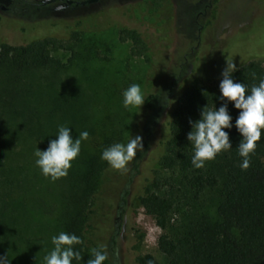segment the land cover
Instances as JSON below:
<instances>
[{
    "label": "trees",
    "instance_id": "obj_1",
    "mask_svg": "<svg viewBox=\"0 0 264 264\" xmlns=\"http://www.w3.org/2000/svg\"><path fill=\"white\" fill-rule=\"evenodd\" d=\"M42 6L40 2L11 0L5 7L15 17L24 18L38 12ZM0 33V73L5 79L3 85L0 84V140L7 135L1 126L5 118L2 115L14 97L20 102L21 138L31 131L34 133L35 139L28 146L32 153L36 147L40 150L47 148L49 140L55 139L58 125L70 127L73 138L81 131L89 133L86 117L64 114L57 96L46 94L42 97L43 94L33 105L24 93L32 73L49 68L54 62L51 52L65 50L72 42H77L78 32L66 34L64 20L59 18L55 19L48 33L38 28L18 31L3 22H0ZM118 37L121 42L129 43L131 57H141L147 51L143 36L132 24L121 28ZM254 54V59L232 74L234 82L244 83L248 89L264 77V64L258 60L264 53ZM181 71L182 75L169 84L165 98L158 93L144 96L141 111L145 119L138 124V129L132 131L142 137L143 150L129 162L128 184L140 173L157 140L159 154L154 164L158 170L154 171V180L144 187L138 200L143 215L161 230L157 247L164 264H264V131L246 170L240 168L241 157L236 150L240 135L235 127L225 129L229 132L232 149L221 152L201 169L193 168L192 147L186 139L191 130L189 121L199 119L200 109L206 105L209 108L221 106L223 101L217 97L222 76L212 84L194 81L180 91L178 84L189 73L187 68ZM227 108L234 123L239 110L231 103ZM120 141V134L114 130L113 136L105 137L93 146L88 140L82 141L80 154L72 162L67 176L58 179L65 189L61 188L60 208L55 217L51 210L40 215L31 202L21 197L27 184L42 181L32 153L0 154V257L6 258L7 264H44V256L53 247L51 236L61 231L80 237L82 243L74 248L80 252L81 261L73 260L72 264H86L91 258L90 249L99 246L93 240L90 220L98 180L108 167L100 155L104 148ZM6 144L3 141L0 146ZM160 172L176 176L178 186L175 188L166 180L167 184L163 185L169 189L165 190L157 177ZM45 179L44 182L50 184L51 180ZM206 190L218 193L215 218L200 216L176 224L174 195L188 191L194 200H198ZM32 211L34 229H31L29 218ZM112 243L116 244V241ZM25 253H29L26 262ZM130 258L129 264H156L150 255ZM102 264L118 263L108 255Z\"/></svg>",
    "mask_w": 264,
    "mask_h": 264
},
{
    "label": "rangeland",
    "instance_id": "obj_2",
    "mask_svg": "<svg viewBox=\"0 0 264 264\" xmlns=\"http://www.w3.org/2000/svg\"><path fill=\"white\" fill-rule=\"evenodd\" d=\"M8 1L11 0H0V22L18 31L38 28L48 33L55 19L60 18L64 20L66 34L78 32L77 42L65 50L51 52L54 62L49 68L32 73L24 93L33 105L43 94L42 97L57 96L64 114L86 117L91 146L113 136V130L120 134V143H126L129 134L136 136L132 131L138 129L145 116L141 110L137 115L135 109L129 112L122 106V92L130 84H139L144 96L158 93L165 98L169 84L182 75V68H187L189 73L178 84L180 91L197 80L214 83L221 77L226 58L238 68L254 59L255 52L264 53V0H99L60 11H54L58 3H52L24 18H17L6 9ZM130 24L148 46L138 58L129 55V43L121 42L118 37L119 30ZM258 60L264 64V56ZM1 73L3 85L5 79ZM7 106L1 123L7 135L0 140L7 144L0 146V154L32 153L28 146L35 139L34 133L29 130L21 138L19 100L14 97ZM157 142L154 141L140 173L130 184L129 163L127 171L108 166L97 183L90 220L93 240L103 245L118 264H129L132 261L129 257L135 255H150L156 264H164L157 247L161 230L143 215L138 200L158 170L154 164L159 154ZM41 176L40 183L24 186L21 197L31 202L40 215L51 210L55 217L60 208L58 197L65 186L61 187L58 180L47 184ZM157 177L165 190L169 189L163 185L167 184L166 180L175 188L179 184L177 177L169 172H160ZM173 198L174 220L178 225L200 216L215 218L216 190H206L198 200L188 191ZM29 218L34 229V211ZM114 240L116 244L112 243Z\"/></svg>",
    "mask_w": 264,
    "mask_h": 264
},
{
    "label": "clouds",
    "instance_id": "obj_3",
    "mask_svg": "<svg viewBox=\"0 0 264 264\" xmlns=\"http://www.w3.org/2000/svg\"><path fill=\"white\" fill-rule=\"evenodd\" d=\"M233 61L226 58V66L221 73L222 79L218 85L220 95L218 100L223 101L219 108H209L207 105L200 109L199 119L189 121L191 130L186 139L192 147L191 164L193 168L201 169L206 162L212 161L221 152L232 149L229 132L235 127L240 135L236 147L237 154L241 157L240 168L246 170L250 164V156L257 147L264 131V77L259 79L250 89L244 83L234 82L232 74L237 71ZM145 97L141 86L137 83L130 84L122 92V106L135 114H139ZM231 103L233 108L239 110L233 123L228 112L227 104ZM89 138L87 131L79 132L73 138L70 127L58 125L55 139L48 142L44 150L36 147L33 155L35 165L41 174L56 181L67 176L72 162L78 157L82 141ZM143 150L142 137L129 134L126 143H113L104 148L100 159L117 171H127V165ZM79 236L64 231L51 236L52 249L44 256V264H72V261H81V254L74 246L81 244ZM91 258L86 264H102L108 259L104 246L100 245L90 249ZM0 264H7L6 258L0 257Z\"/></svg>",
    "mask_w": 264,
    "mask_h": 264
},
{
    "label": "water",
    "instance_id": "obj_4",
    "mask_svg": "<svg viewBox=\"0 0 264 264\" xmlns=\"http://www.w3.org/2000/svg\"><path fill=\"white\" fill-rule=\"evenodd\" d=\"M97 1H99V0H85V1H73V0H41L40 3L43 6L49 5V4H52V3H59L57 5V7H55L53 9L54 11H59L60 9H63L65 7H67V6H70L71 4L84 6L85 4H92V3H96Z\"/></svg>",
    "mask_w": 264,
    "mask_h": 264
},
{
    "label": "flooded vegetation",
    "instance_id": "obj_5",
    "mask_svg": "<svg viewBox=\"0 0 264 264\" xmlns=\"http://www.w3.org/2000/svg\"><path fill=\"white\" fill-rule=\"evenodd\" d=\"M73 1H75V0H73ZM78 1H85V0H78ZM97 2H98V1H97ZM97 2H96V3H97ZM8 3H10V1H8L7 4H8ZM58 4H59V3H58ZM92 4H95V3H92ZM86 5H90V4H85L84 6H86ZM77 6H80V5L71 4L70 6H67V7H65V8H63V9H66V8H69V7H77ZM56 7H57V6H56ZM81 7H83V6H81ZM54 8H55V7H54ZM54 8H53V9H54ZM63 9H60V10H63ZM60 10H59V11H60Z\"/></svg>",
    "mask_w": 264,
    "mask_h": 264
}]
</instances>
